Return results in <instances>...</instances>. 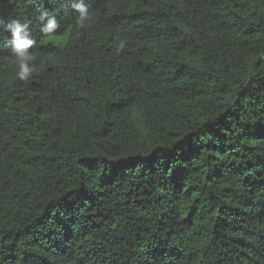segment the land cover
<instances>
[{"label": "trees", "instance_id": "1", "mask_svg": "<svg viewBox=\"0 0 264 264\" xmlns=\"http://www.w3.org/2000/svg\"><path fill=\"white\" fill-rule=\"evenodd\" d=\"M84 2L0 0V264H264V0Z\"/></svg>", "mask_w": 264, "mask_h": 264}, {"label": "clouds", "instance_id": "2", "mask_svg": "<svg viewBox=\"0 0 264 264\" xmlns=\"http://www.w3.org/2000/svg\"><path fill=\"white\" fill-rule=\"evenodd\" d=\"M71 7L77 14L75 16V24L78 28H86L92 20L88 6L84 0H72ZM40 25L39 31L45 36H51L56 33L60 27L55 15H50L47 10H41L37 17ZM31 21L22 22L20 19H10L7 23L0 20V30L8 33L9 39L6 47L10 51V55L15 66V79L19 81H27L38 71V66L34 63L37 60V53L30 51L33 49L36 41L32 38L30 31ZM117 45L118 50H122L126 46V39H120Z\"/></svg>", "mask_w": 264, "mask_h": 264}]
</instances>
